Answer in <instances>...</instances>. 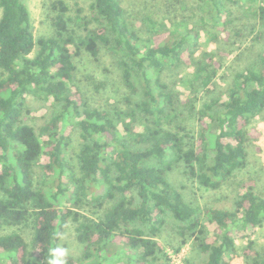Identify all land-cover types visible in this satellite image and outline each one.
I'll list each match as a JSON object with an SVG mask.
<instances>
[{"label":"trees","instance_id":"1","mask_svg":"<svg viewBox=\"0 0 264 264\" xmlns=\"http://www.w3.org/2000/svg\"><path fill=\"white\" fill-rule=\"evenodd\" d=\"M200 1L226 32L223 47L245 43L235 7L252 21V44L264 41V0ZM50 7L54 33L36 38L24 0H0V230H9L0 234V256L51 264V250L66 248L62 237L73 225L82 249L67 250L66 264H174L170 242H159L173 218L174 252L192 238L202 264H232L234 233L246 238L244 231L264 225V194L250 178L238 184L232 207L202 209L171 174L218 191L246 167L250 126L264 113V50L217 90L224 48L197 55V27L181 31L148 16L133 25L121 0H91L88 12L76 3L73 16L65 0ZM144 24L149 36L139 30ZM105 51L128 89L113 109L86 101L78 77L84 54L98 62ZM182 66V80L173 78ZM179 84L189 90L184 100ZM28 96L50 103L37 127L24 119ZM244 249L248 264H264L254 240Z\"/></svg>","mask_w":264,"mask_h":264},{"label":"rangeland","instance_id":"2","mask_svg":"<svg viewBox=\"0 0 264 264\" xmlns=\"http://www.w3.org/2000/svg\"><path fill=\"white\" fill-rule=\"evenodd\" d=\"M53 1L54 0H24L30 12L31 24L36 38L41 36H52L54 33L51 24V18L54 16V12L50 7ZM65 1L70 7V16H73L75 13L74 9L76 3L83 6L87 12L89 11V4L91 3V0ZM260 1L261 0H251L246 4L248 6H254V4L260 3ZM121 3L125 10L126 19L133 25L142 18L144 19V17L148 16L152 18V20L164 22L170 28L176 26L177 29L181 31L192 27L200 29L197 55L202 51L218 52L217 48H224V66L218 73L219 77L214 80V83L217 85V90H220L221 87L224 88L235 71L252 63L259 57L260 52L264 50L263 40L256 42L254 45L252 44L251 40L255 37V33L252 32V21H250L248 17L242 15V11H245L244 8L238 9L235 7L234 12L241 18V20L235 22V26L237 28L246 27L245 30H243V40L245 43L241 44L239 49H233L220 45V37H224L226 32L222 31L221 23L215 24L210 14L199 7L205 6L200 0H121ZM201 20H204L207 25H204V23L202 24ZM248 22L251 23L249 24ZM201 25L202 27L200 28ZM146 27L147 24H144L139 30L144 36H149ZM160 35L161 36L157 37V42L160 41L165 34ZM217 55L221 56L220 54ZM81 60L83 63L78 64L80 68L78 77L81 81L80 86L86 101L95 106L113 109V107L121 101V98L128 93V89L121 83V71L115 64L116 57H113L110 53L105 51L98 62H91L90 57L86 54L83 55ZM188 70L191 71L192 68L189 67ZM186 71V67L182 66L181 68H173L171 73L173 78L182 80ZM224 78L226 80H223ZM95 85H100L97 91ZM178 88L181 91V98L184 100L189 95V90L184 84H179ZM216 93L217 91L215 89L213 94L208 95L207 102ZM49 104V102L43 99L28 96L27 112L24 113V119L37 127L42 121V119H39L47 115ZM199 104H201V102H199ZM186 126L190 130H196L197 122L193 118H188V120H186ZM250 127L251 140L246 144L248 150L247 165L242 170L237 171L227 185L220 190L207 191L198 188L193 180L187 179L180 171H174L171 174V179L173 181L178 185L182 184L184 186L182 190L188 201L202 209L211 207L213 204L230 208L232 207L238 184L243 181L250 182V178H253L256 188L264 194V113L254 119ZM42 159L44 161L47 158L43 156ZM204 223L211 234L214 235L215 226L210 224L206 219H204ZM177 224L178 222L173 218H168V222L159 239L162 245L166 244V241L170 242L165 248L172 263L202 264L205 260V256L197 249L192 238H189L186 243L182 245L179 252L173 251L171 246H177L180 242L179 237L172 227ZM26 230L27 228H22V233H25ZM5 232H9V230H0V234ZM244 232H246L244 233L247 236L246 238H241L239 233H234L237 249L235 253L230 256L232 264H248L244 255V252H246L244 247L247 244V238L254 240L256 249L260 250L264 255V225L254 229H248ZM25 235V237L29 238L27 233ZM62 241L71 254L77 255L80 253L82 248L75 239L73 225L64 232ZM119 262L121 263L122 261ZM120 263L117 262L115 264ZM0 264H8L5 257L0 256Z\"/></svg>","mask_w":264,"mask_h":264},{"label":"clouds","instance_id":"3","mask_svg":"<svg viewBox=\"0 0 264 264\" xmlns=\"http://www.w3.org/2000/svg\"><path fill=\"white\" fill-rule=\"evenodd\" d=\"M52 261L51 264H66V258L68 255L67 249L57 246L51 250Z\"/></svg>","mask_w":264,"mask_h":264}]
</instances>
